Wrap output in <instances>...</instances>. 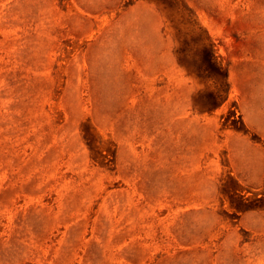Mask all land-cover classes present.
<instances>
[{"label": "rangeland", "instance_id": "rangeland-1", "mask_svg": "<svg viewBox=\"0 0 264 264\" xmlns=\"http://www.w3.org/2000/svg\"><path fill=\"white\" fill-rule=\"evenodd\" d=\"M0 264H264V0H0Z\"/></svg>", "mask_w": 264, "mask_h": 264}]
</instances>
